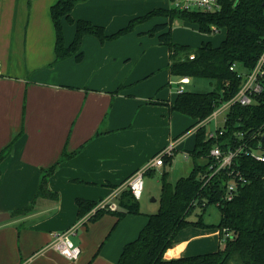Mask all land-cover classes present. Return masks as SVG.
I'll return each instance as SVG.
<instances>
[{
  "label": "crops",
  "instance_id": "crops-1",
  "mask_svg": "<svg viewBox=\"0 0 264 264\" xmlns=\"http://www.w3.org/2000/svg\"><path fill=\"white\" fill-rule=\"evenodd\" d=\"M55 1L0 0V150L22 131L2 163L0 212L33 205L31 211L0 223V264H118L124 245L138 236L147 214L155 211L127 214L115 228L116 214L105 212L91 219L93 212H88L74 236L82 248L78 259L51 246L53 234L85 217L78 215V197L117 200L127 179L167 145L174 146L170 169L177 155L188 160L196 141L192 148L186 146L190 116L171 108L181 77L171 74L170 51L160 48L166 45L159 38L154 56L136 67L134 61L127 62L131 44L122 45L125 39L103 43L90 34L82 43V60L71 56L51 65L56 34L50 7ZM171 6L159 3L153 8ZM126 7L123 0H86L76 4L72 16L112 33L139 15L127 13ZM68 22L64 18L65 40L70 43L75 25ZM207 40L218 45L211 38L202 42ZM185 78L190 80L184 84L187 89L193 79ZM218 114L189 131L196 137L198 126ZM65 146L74 153L61 160L48 179L54 195L35 197L41 168L59 160ZM183 165L182 172L187 168ZM164 167L147 172L155 168L162 173ZM220 237L218 229L188 226L179 231L166 256L214 251L222 244Z\"/></svg>",
  "mask_w": 264,
  "mask_h": 264
},
{
  "label": "trees",
  "instance_id": "trees-1",
  "mask_svg": "<svg viewBox=\"0 0 264 264\" xmlns=\"http://www.w3.org/2000/svg\"><path fill=\"white\" fill-rule=\"evenodd\" d=\"M83 1L86 0H56L51 5L50 12L56 34V57L51 65L71 56L82 60V43L88 34L96 36L104 43L133 30L136 22L148 20L153 16L166 17L168 21L154 24L147 32L152 35L158 32L160 42L168 46V67L171 74L181 78L207 77L216 81V87L209 91H180L171 104L173 110L183 112L194 119L191 127L206 120L240 90L245 76L239 75L238 70L232 69L231 65L237 63L240 68L251 70L264 52V0H227L218 11L155 7L132 18L128 25L112 33H108L101 24L85 18L75 19L72 16L73 8ZM64 18L75 25V35L70 43L65 40ZM175 19L193 22L204 33L225 28L226 36L218 45L207 40L193 48L190 44L174 39L171 24ZM191 54L194 56L191 57ZM260 128L264 131V90L249 104L234 102L228 109L224 124L218 128V131L223 129L224 133L218 134L217 137L209 136L206 123L199 125L195 146L189 154L195 157L204 156L206 161L196 162L190 174L179 177L175 182L169 180L167 169L162 171L160 206L157 211L147 214L148 220L138 236L124 245L118 264H264V161L243 153L235 159L233 167L239 169L249 181L241 185L229 200L224 199L223 195L226 183L232 177L228 173L230 168L217 172L206 184L202 177L213 170L211 164L214 159L210 150L214 144L219 143L226 147L228 143L240 139V131H244L247 138ZM21 134L22 131L15 134L11 142L0 150V175L4 159ZM261 137L262 134L254 140L251 139V143L255 144ZM73 153L67 151L65 146L59 160L41 168L35 197L54 195L48 189V179L56 171L61 160ZM172 156L165 158V165L171 162ZM116 201V210L99 207L90 218L96 219L102 213L112 212L117 215L115 228L125 215L142 213L140 200L127 187L121 191ZM76 202L79 217L90 212L99 203L98 200L83 197H78ZM211 204H217L221 212V217L216 223L206 222L203 216ZM196 205L201 206L203 212L197 220L189 219V214ZM32 209L33 205L30 203L14 209L11 214H25ZM188 226L218 229L223 245L214 251L168 258L166 254L174 245L179 231ZM226 232L229 234L226 235Z\"/></svg>",
  "mask_w": 264,
  "mask_h": 264
},
{
  "label": "built area",
  "instance_id": "built-area-1",
  "mask_svg": "<svg viewBox=\"0 0 264 264\" xmlns=\"http://www.w3.org/2000/svg\"><path fill=\"white\" fill-rule=\"evenodd\" d=\"M225 1L227 0H171V7L188 11H218L222 8ZM193 56L194 54H191V57ZM231 68L238 70L239 75H244L245 80L237 94L231 100L225 102L226 106L229 108L236 101L241 104H249L253 102L255 96L264 90V52L251 70L240 68L237 63H233ZM189 81V78L187 79L185 77L179 79L178 91L180 92L184 90V84ZM216 110L212 113L213 116H216L219 112ZM218 128L215 131H209V136L217 137L218 134L224 133L223 129L218 131ZM260 134H262L263 137L259 138L255 144H252L251 139L254 140L258 138ZM238 135L240 139H237L234 143H228L226 147H223L219 143H216L211 147L210 154L214 159V162L211 164L213 170L208 175H202L205 179L204 184H206L217 172L230 168L228 169V173L232 177L227 181L225 194L223 195V198L228 200L234 197L241 185H244L249 181L248 177H246L239 169L233 167L235 159L243 153L254 157L256 160L264 161V131L260 128L247 138H245L244 131H240ZM173 153V144L167 145L150 159L146 167L136 170L127 179L126 187L131 190L137 199L141 197L144 191V177L147 170L152 167L163 166L165 164V158L172 156ZM262 177L264 178V174ZM203 204L205 205V203ZM99 207L116 210L118 204L116 200L100 201L97 205V208ZM91 212L94 213V209H92L90 213ZM87 216L88 215H85V217H82L67 229L54 233L51 246L59 250L69 259H78L81 255L82 248L75 242L74 236L76 235L78 228L87 220ZM228 234L229 232H226V235Z\"/></svg>",
  "mask_w": 264,
  "mask_h": 264
},
{
  "label": "rangeland",
  "instance_id": "rangeland-1",
  "mask_svg": "<svg viewBox=\"0 0 264 264\" xmlns=\"http://www.w3.org/2000/svg\"><path fill=\"white\" fill-rule=\"evenodd\" d=\"M123 1L127 5V7L125 8V10H127V13L130 14L133 12H138L136 13V14H139L138 16L143 15L146 12L150 11L154 6H156L159 3L168 4V5L171 4L170 2H167V0H123ZM133 8H135L138 11L134 10ZM155 17L157 16H153L152 18L142 21V22L141 21L136 22L133 30L121 36V39H125L122 45L127 46L131 44L128 50L130 51L128 55L130 56V58L127 60V62L129 63V62L134 61L135 67L137 66V64L142 65L146 60L154 56V53L152 52V50L154 49L153 47L154 42H155V47L159 45L158 44V41H159L158 33L152 35L149 32H147L148 30L147 31L137 30L136 26L143 25L144 26L143 28L151 29V26L154 24V22L158 21L157 23H161L160 20L163 21V18H166V17L160 16L157 18L158 19L157 20L155 19ZM154 20H157V21H154ZM166 20L168 21L167 18ZM129 22L130 20L128 19L125 24L128 25ZM68 23H70L68 25H74L71 22H68ZM171 26H172V32H173L174 39L180 42L182 41L189 42V44L193 48H196L199 44H201L202 39L206 40L207 38H211L215 42V44H219L221 42V39L225 37L226 35L225 28H220L218 31H214L212 33H204L198 29L197 24L193 22L185 23L184 21L182 22V20L173 21ZM169 27L170 25L168 24L167 28ZM134 45H136V47L133 49ZM159 46L162 49L163 47H166V49L169 50L168 46H163L162 44H160ZM166 53H167L166 54V61H167L168 52ZM160 57H161V53L158 52V58ZM192 79H193L192 83L188 85L187 89L205 92V91L212 90L216 87V81L214 79L207 78V77H193ZM178 86L179 85L176 84V87ZM228 109L229 108L228 106H226V103H223L220 107L217 108L216 111H219L218 116L216 118L213 117L209 123H206L208 132L215 131L218 127H221L224 124ZM193 122H194L193 118L188 117V128L191 127ZM186 140H187L186 146L188 148H192L194 146L195 136L193 132L189 131V129H188ZM178 153L180 154V151H178ZM177 159L178 160L176 164L173 165L172 169H170V165H172L173 163V158L171 162L169 164H166L164 167L168 171L169 170L171 171L170 173L171 176L169 175V180L172 182H175L179 177L183 175L185 176V175L190 174L196 162L204 163L206 161V158L204 156L195 157L190 154H189L188 160H185L182 155H177ZM185 161H187V164L184 167L183 164L186 163ZM181 165H183V169L187 167L183 172L180 167ZM161 175H162L161 171L155 168L145 174V177H144L145 187H144V191L141 197L139 198L140 208L142 210L144 211H148V210L157 211L158 210L160 206V196L162 192ZM202 212H203V208L199 205H196L194 210L189 214L188 218L192 220H197L199 218V215ZM203 214H204L203 216H204L205 221L211 222V223L218 222L221 217L220 209L215 204L209 205ZM190 230L192 229L188 228V231ZM222 245H223V241H222L221 246ZM221 246H218L217 248H220ZM212 248L213 247H209V249L207 250H212ZM217 248L213 250H217ZM195 252L197 253L199 251H195ZM189 254H193V253L189 252ZM235 264H238V263H235Z\"/></svg>",
  "mask_w": 264,
  "mask_h": 264
},
{
  "label": "water",
  "instance_id": "water-1",
  "mask_svg": "<svg viewBox=\"0 0 264 264\" xmlns=\"http://www.w3.org/2000/svg\"><path fill=\"white\" fill-rule=\"evenodd\" d=\"M12 217L11 212L9 211H1L0 212V223L9 220Z\"/></svg>",
  "mask_w": 264,
  "mask_h": 264
}]
</instances>
